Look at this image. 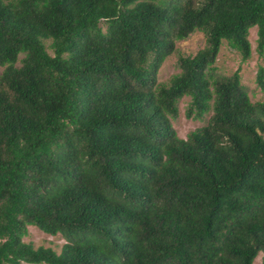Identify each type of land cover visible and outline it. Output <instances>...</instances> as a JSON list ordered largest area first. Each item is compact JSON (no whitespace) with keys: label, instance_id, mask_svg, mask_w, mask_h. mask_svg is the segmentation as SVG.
Listing matches in <instances>:
<instances>
[{"label":"trees","instance_id":"trees-1","mask_svg":"<svg viewBox=\"0 0 264 264\" xmlns=\"http://www.w3.org/2000/svg\"><path fill=\"white\" fill-rule=\"evenodd\" d=\"M253 27L263 57L264 0H0V264H264V101L214 66Z\"/></svg>","mask_w":264,"mask_h":264},{"label":"rangeland","instance_id":"rangeland-1","mask_svg":"<svg viewBox=\"0 0 264 264\" xmlns=\"http://www.w3.org/2000/svg\"><path fill=\"white\" fill-rule=\"evenodd\" d=\"M257 28L253 27L249 31V42L251 46V56L248 60L242 61L240 54L223 42L220 52L215 62L216 73L220 76H230L235 71L239 70L242 85L245 87L252 102L264 101V93L260 90L256 83V74L259 66L264 67V56L259 57L256 52V35ZM206 45V38L202 33L196 32L190 35L183 41L176 42L175 53L169 56L160 70L158 71V83H166L173 75L180 72L178 67L179 56H193ZM49 53H52L49 50ZM3 68L0 67V74ZM190 99L185 97L179 104V114L176 119L172 121V125L177 132V135L185 139L187 134L197 128L203 127L207 124L209 116H205L203 120L195 121L185 117V111L188 107ZM28 236L23 240L30 242L37 247H51L54 250H60L64 241L60 237H52L44 234L35 227L28 228ZM254 264L262 263V254H259L255 259Z\"/></svg>","mask_w":264,"mask_h":264}]
</instances>
